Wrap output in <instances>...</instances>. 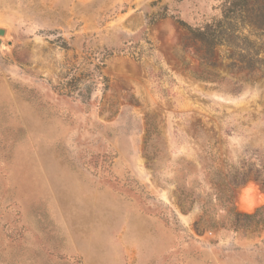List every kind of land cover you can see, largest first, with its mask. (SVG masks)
Instances as JSON below:
<instances>
[{
    "label": "rangeland",
    "instance_id": "rangeland-1",
    "mask_svg": "<svg viewBox=\"0 0 264 264\" xmlns=\"http://www.w3.org/2000/svg\"><path fill=\"white\" fill-rule=\"evenodd\" d=\"M223 2L0 0V264H264V66L176 22Z\"/></svg>",
    "mask_w": 264,
    "mask_h": 264
},
{
    "label": "trees",
    "instance_id": "trees-1",
    "mask_svg": "<svg viewBox=\"0 0 264 264\" xmlns=\"http://www.w3.org/2000/svg\"><path fill=\"white\" fill-rule=\"evenodd\" d=\"M176 22L208 57L226 48V59L233 68L253 70L264 66V0H224L221 16L203 26L193 27L181 19ZM96 68L99 70L100 65ZM81 74L78 67L72 69L63 87L76 90ZM99 77L106 89V77Z\"/></svg>",
    "mask_w": 264,
    "mask_h": 264
},
{
    "label": "bare ground",
    "instance_id": "bare-ground-1",
    "mask_svg": "<svg viewBox=\"0 0 264 264\" xmlns=\"http://www.w3.org/2000/svg\"><path fill=\"white\" fill-rule=\"evenodd\" d=\"M254 188L255 186L253 185V183H248L247 187L244 189L241 199L239 200V204L241 205V207H245L247 209L250 208L248 201L255 196V194L253 196V193H251V190Z\"/></svg>",
    "mask_w": 264,
    "mask_h": 264
},
{
    "label": "water",
    "instance_id": "water-1",
    "mask_svg": "<svg viewBox=\"0 0 264 264\" xmlns=\"http://www.w3.org/2000/svg\"><path fill=\"white\" fill-rule=\"evenodd\" d=\"M4 33V30H0V34H3Z\"/></svg>",
    "mask_w": 264,
    "mask_h": 264
}]
</instances>
